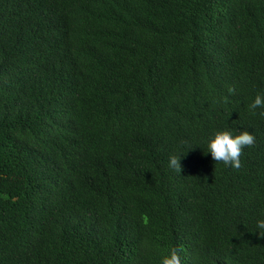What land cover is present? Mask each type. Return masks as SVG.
Listing matches in <instances>:
<instances>
[{"label":"trees","instance_id":"obj_1","mask_svg":"<svg viewBox=\"0 0 264 264\" xmlns=\"http://www.w3.org/2000/svg\"><path fill=\"white\" fill-rule=\"evenodd\" d=\"M257 94L264 0H0V264H264Z\"/></svg>","mask_w":264,"mask_h":264},{"label":"clouds","instance_id":"obj_2","mask_svg":"<svg viewBox=\"0 0 264 264\" xmlns=\"http://www.w3.org/2000/svg\"><path fill=\"white\" fill-rule=\"evenodd\" d=\"M229 95L235 93L234 88L228 89ZM223 102H227V97L223 98ZM249 109L253 115L257 114L256 109H264V95L257 94L253 102L249 105ZM264 117V111L259 112ZM255 136L248 131H241L238 135L233 136L231 131H218L207 144V152L216 163H222L234 170L242 167L241 156L245 147H252L255 144ZM181 157L172 155L169 157V168L177 172L182 171L180 163ZM256 234L259 238H264V219L258 220L256 223ZM184 252L182 246L172 247L168 254L163 256L161 264H183L181 253Z\"/></svg>","mask_w":264,"mask_h":264}]
</instances>
